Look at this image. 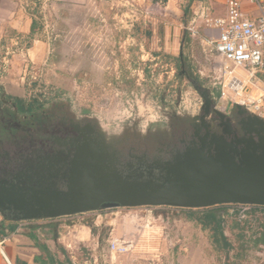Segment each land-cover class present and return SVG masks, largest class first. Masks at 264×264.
<instances>
[{"label": "rangeland", "instance_id": "rangeland-1", "mask_svg": "<svg viewBox=\"0 0 264 264\" xmlns=\"http://www.w3.org/2000/svg\"><path fill=\"white\" fill-rule=\"evenodd\" d=\"M43 1L26 3L31 13L43 14L49 6ZM186 4V0H106L94 4L93 14L75 11L58 22L42 15L44 27L36 37L44 44L43 56L39 63L29 61L25 73L32 92L20 100L21 111L3 109L0 119L18 121L30 114V105L39 108L48 96L61 100L53 105L56 112L70 105L76 115H99L111 127L132 124L148 129L167 123L170 110L198 108L199 95L179 73L184 65L183 39L187 36L195 45L193 52L189 48L190 61L204 85L212 82L211 63L221 59L216 54L206 57L184 29ZM37 82L42 85L39 92ZM220 210L224 232L234 243L227 255L215 250L207 228L187 219L178 208L115 207L66 220L76 225L73 237L82 238L87 247H82L85 264H264V242L255 243L264 233V213L241 217L229 215L230 207ZM234 221L238 225L228 231ZM112 243L125 249H114Z\"/></svg>", "mask_w": 264, "mask_h": 264}, {"label": "water", "instance_id": "water-1", "mask_svg": "<svg viewBox=\"0 0 264 264\" xmlns=\"http://www.w3.org/2000/svg\"><path fill=\"white\" fill-rule=\"evenodd\" d=\"M183 39L179 73L200 97L198 108L170 110L166 136L132 124L107 125L99 115H71L57 130L19 123L26 150L0 152V217L53 219L115 207L264 206V118L250 104L217 106L193 70ZM41 139L46 145H35Z\"/></svg>", "mask_w": 264, "mask_h": 264}, {"label": "crops", "instance_id": "crops-1", "mask_svg": "<svg viewBox=\"0 0 264 264\" xmlns=\"http://www.w3.org/2000/svg\"><path fill=\"white\" fill-rule=\"evenodd\" d=\"M28 1L35 5L41 0H0V56L4 46H10L11 38L21 36L26 39V50L11 55L7 72L0 79L1 100H23L24 96L27 94L29 96L32 92V82L25 73L29 61L39 63L43 56L41 51L44 44L36 37V32L44 27L41 21L42 15H49L58 22L63 16H70L75 11L82 13L86 10L93 14L94 4L106 0H44L49 6L45 8L43 14L41 10L36 11L35 14L31 13L29 4L26 3ZM186 1L187 22L194 17V14L200 12L202 6L210 7L212 14L216 16L224 15L226 12L224 0ZM195 22L194 26H198L200 37L218 34L216 30L203 26L199 19ZM194 42L199 48L198 41ZM194 46L190 44L191 52ZM198 48L197 51L200 49ZM235 74L239 78L246 76V72L240 68H236ZM258 77L261 80L260 87L252 89L251 93L258 94L264 91V69L258 73ZM230 107L231 105L228 104L226 110ZM68 217L28 221H7L0 217V264H85L86 258L82 250L87 247L82 238L76 235L73 237L72 230L76 225H70L66 220ZM224 234L227 236L226 232ZM231 243L234 245L233 242Z\"/></svg>", "mask_w": 264, "mask_h": 264}, {"label": "built area", "instance_id": "built-area-1", "mask_svg": "<svg viewBox=\"0 0 264 264\" xmlns=\"http://www.w3.org/2000/svg\"><path fill=\"white\" fill-rule=\"evenodd\" d=\"M226 12L216 16L210 7L202 6L198 14L188 21L184 29L191 40H197L202 51L210 56L216 54L220 62L211 63L212 82L210 86L219 88L218 107L226 110L227 105L250 104L254 112L264 118V91L251 93L252 89L260 87L258 73L264 69V0H224ZM203 26L218 32L216 36L200 37L197 19ZM10 46H4L0 59V79L3 78L9 66V59L14 53L26 50V39L21 36L11 38ZM236 68L246 72L244 78L235 74ZM36 79V76H30ZM36 82V81H35ZM42 85L37 82L36 91H41ZM222 103V104H221ZM217 104V103H216ZM230 213L245 216L250 212L262 211L264 206L249 204H229ZM111 247L124 250L125 246L112 243Z\"/></svg>", "mask_w": 264, "mask_h": 264}, {"label": "flooded vegetation", "instance_id": "flooded-vegetation-1", "mask_svg": "<svg viewBox=\"0 0 264 264\" xmlns=\"http://www.w3.org/2000/svg\"><path fill=\"white\" fill-rule=\"evenodd\" d=\"M210 88H211L212 97L215 98L216 96L214 92H217L215 90L217 88L216 86L215 87L210 86ZM60 101L61 100H58V97L50 98V96H48L46 99H44L42 104L38 105L39 108H36L30 105V107L32 108L28 110L30 112L28 116L27 115L22 116V118L20 119H17V117H14V119H17L18 121L13 122L9 119H5V120L0 119V152L2 150H9L12 152L13 151L16 152L17 151L15 150L16 145L20 146L19 152H21L24 149L26 150L27 141H28V134L26 136L21 137L18 134L20 131H18V133L16 132V134H13L10 132L11 133L10 135H6L5 131H3L4 128L6 129H10V127L19 128L15 126V124L17 123L21 125H25V126L35 123L37 125L34 131L38 129H40L41 131L48 126H54L55 127L54 129L57 130L61 126L65 125L68 122L67 117L71 115H76V114L71 109L70 105L57 108L58 112H56L53 109L54 108L53 105L60 103ZM30 103L32 105L35 104L33 99ZM21 105L23 106V104L20 102L19 99H11V100H8V99L1 100L0 99V115L2 114L3 109H7L8 111L12 109L18 113L19 110L21 111ZM46 105H48V107H46ZM36 111H39V112L37 113ZM173 122L174 120H170L167 123L151 124L148 129H145L146 133L151 138L160 139L166 136L168 126H172L174 134L180 133L182 129L181 124L179 123L180 127H179V130L176 132L175 127L173 126ZM134 127L137 128V126H134ZM34 142H35V145L44 146L47 144L45 140H41V139L39 140L35 139Z\"/></svg>", "mask_w": 264, "mask_h": 264}, {"label": "trees", "instance_id": "trees-1", "mask_svg": "<svg viewBox=\"0 0 264 264\" xmlns=\"http://www.w3.org/2000/svg\"><path fill=\"white\" fill-rule=\"evenodd\" d=\"M36 125L37 124L33 123L28 125V127H30L31 130H35ZM173 126L175 127V131L177 132L180 127L179 122L174 121ZM3 131H5L6 135H10L11 133L16 134V132L18 133V131H20L18 134L21 137L27 135V132H25L24 130L21 131L20 128H16V127H10V129L4 128ZM219 207H227V206L219 205L205 209H196V210L180 209V210L186 213L187 219L197 221L201 225L202 229L207 228L211 232L210 235L211 242L215 250H222L227 255L228 251L233 248V245L231 241H229L228 237L224 234L225 217L224 214L220 212ZM228 214L233 216V214L230 213ZM237 225L238 223L234 221V224L228 226V230L231 231ZM259 241L264 242V233H260V237L255 240V243H258Z\"/></svg>", "mask_w": 264, "mask_h": 264}]
</instances>
